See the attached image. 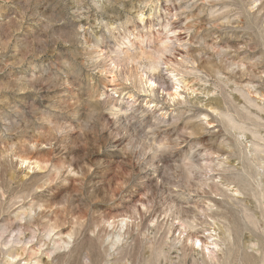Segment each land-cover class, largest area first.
<instances>
[{"label": "rangeland", "instance_id": "rangeland-1", "mask_svg": "<svg viewBox=\"0 0 264 264\" xmlns=\"http://www.w3.org/2000/svg\"><path fill=\"white\" fill-rule=\"evenodd\" d=\"M238 4L239 0H198L195 5L193 0L162 2L160 7L166 11L184 10L173 21L176 35L165 32L167 19L161 13L158 20L146 22L152 26L147 32L134 33L129 26L130 36L119 33L125 37L121 43L102 36L98 21H124L133 7L127 0L120 5L110 0L101 3L99 12L95 8L85 12L77 0H46L38 5L45 16L41 31L50 24L47 35L63 33L61 42L50 48L55 52L77 49L83 69L68 77L71 87L54 88L51 95L68 103L71 99L63 93L92 101L101 92L112 94L121 83L125 89L135 84L133 91L142 104L130 113L134 119L119 118L121 131L126 149L143 155L154 180L136 202L142 206L136 207L135 219L131 213L109 215L105 219L111 223L95 217V235L102 236L105 252L111 250L108 259L99 252L100 243L92 233L85 232L87 225L76 227L80 211L69 214L52 207L42 193L29 196L30 182L43 174L40 166L47 150L31 152V160L24 164L13 162L18 151L9 146L27 142L33 133L17 114L5 110L0 114L7 121L0 123V133L5 134L0 135V264H51L53 260L83 264L85 258L90 264L97 258L107 264H264V18H233ZM78 12L86 18L76 20ZM78 26L91 28L83 40L74 35ZM85 42L105 53L96 61L98 71L84 64ZM0 43L7 44V38ZM9 71L20 69L0 71V84L7 85ZM37 74L59 79L62 73L51 68ZM22 95L28 98L34 93ZM160 100L167 103L160 105ZM83 107L87 116L88 104ZM117 107L123 111L127 102ZM160 112L166 115L161 117ZM165 119L173 128L192 134L183 137L171 162L156 171L152 154H145L146 145L141 143L147 137L128 133L137 121L155 127ZM13 122L27 135L18 132L8 138ZM186 168L193 169L189 180L183 178ZM75 232L80 235L74 239ZM117 233L120 240L112 246ZM197 239L199 245L194 246ZM70 241L72 246L66 247Z\"/></svg>", "mask_w": 264, "mask_h": 264}, {"label": "clouds", "instance_id": "clouds-1", "mask_svg": "<svg viewBox=\"0 0 264 264\" xmlns=\"http://www.w3.org/2000/svg\"><path fill=\"white\" fill-rule=\"evenodd\" d=\"M45 2L46 0H0V41L7 38V44L0 43V71H4L5 68L20 69L9 71L8 77H5L8 80L7 85L0 84V114L5 110L17 114L25 128L33 133L28 136L27 142L18 141L9 146L11 150L18 151V154L13 156V162L30 159L31 152L37 149L47 150L46 154H42L44 163L41 164L40 171L43 174L30 182L29 196L42 193L41 198L46 199L52 207L67 210L69 214L74 210L80 211L81 216L77 217L76 227L83 228L87 225L85 232L92 233L94 239L100 243L101 255L110 259L111 250L105 252L102 236L95 235L96 229L93 227L95 217L99 216L101 223H111L105 219L109 215L131 213L135 219L138 215L136 207L142 206L136 202L146 189L152 187L154 180V172L147 171L143 155L138 157L135 152L126 149V138L121 131L123 121L119 119L120 117L134 119L130 113H136V106L142 104V101L133 91L135 84L125 89L123 83L119 88L112 89V94L105 96L101 92L92 101L73 99L68 93H63V96L71 99V103H68L60 96L51 95L54 88L71 87L68 77L77 71L83 72V69L77 59L79 55L77 49L55 52L50 48V45L61 42L60 35L63 33L47 35L50 24L42 31L39 28L45 16L38 5ZM77 2L84 6L85 12H90L93 8L99 12L101 3L109 0ZM110 2L120 5L126 0ZM127 2L132 3L133 7L127 12L124 21L113 20L106 23L98 21V26L104 29L102 36L107 34L108 39L121 43L125 37L119 33L130 36L131 33L127 32L129 26L134 33L147 32L152 26L146 25V22L158 20L161 13L167 19L165 32L173 37L176 35V32L172 31L173 21L184 15V10L174 13L160 7L162 2L171 5L173 0H127ZM197 2L198 0H193L194 5ZM204 2L206 3V0ZM241 16L248 19L264 18V0H239L233 18L239 19ZM84 18L86 17L83 12H78L75 16L76 20ZM137 25L140 27L137 28ZM84 33H91V28L78 26L74 29V35L79 40L84 39ZM99 39L97 37L98 41ZM84 47L86 49L84 64L90 70L98 71L96 61L105 58V53L87 42ZM50 55H55L57 59L51 60ZM107 59L111 62L110 57ZM6 61L9 63H5ZM51 68H56L58 73H62L59 79L37 74L41 69L51 71ZM45 85L48 86L47 90L44 88ZM29 92L34 95L23 97V93ZM125 101L127 107L122 111L117 105ZM85 103L88 104L87 116L83 107ZM166 103L167 101H159L160 105ZM149 107L155 108L156 105ZM159 115L164 117L166 114L160 112ZM0 123H7L2 119V115ZM29 125L31 127H28ZM18 132L27 135L23 128L13 122V126L7 130L10 134L8 138ZM133 134L147 137L141 140V143L146 145L145 154H152L153 168L158 171L171 162L174 150L182 146L183 137L192 133L187 129L182 132L178 127L173 128L165 119L155 127L147 125L146 121H137L128 136L131 137ZM42 138L44 142H41ZM148 140L152 142L148 143ZM0 195H3L2 191ZM79 235V232H75L73 238ZM71 246L70 241L66 247ZM51 264L57 262L53 260ZM83 264L90 262L85 258ZM91 264H107V261L97 258Z\"/></svg>", "mask_w": 264, "mask_h": 264}, {"label": "bare ground", "instance_id": "bare-ground-1", "mask_svg": "<svg viewBox=\"0 0 264 264\" xmlns=\"http://www.w3.org/2000/svg\"><path fill=\"white\" fill-rule=\"evenodd\" d=\"M163 47V46H162ZM161 47V48H162ZM164 49H165V46H164ZM163 51V50H162ZM154 62V61H153ZM151 63V62H150ZM153 65H156V66H158V64H153ZM154 67V66H153ZM149 69H150V67H149ZM148 69V70H149ZM155 69H156V67H155ZM14 153V152H13ZM18 154V152H15L14 154H13V156L14 155H17ZM36 155V154H35ZM34 155V156H35ZM31 156H32V153H31ZM41 156H35L34 158H40ZM29 160H31V159H29ZM34 160V159H33ZM39 160H41V159H39ZM27 160H23V161H19V163L21 162V164H24L25 162H26ZM30 162V161H29ZM39 162V161H38ZM40 162H42V161H40ZM39 162V163H40ZM34 164H36L37 163V160L36 161H34L33 162ZM33 164V165H34ZM190 167V166H189ZM192 168H186L184 171H183V178L184 179H186V180H189L190 178H191V175H192ZM121 230V229H120ZM119 240H120V235H119V233H117L116 235H113V238H112V240H111V245L113 246V245H116L118 242H119ZM194 246H198L199 245V243H198V239H197V241L195 240V242L194 243H192ZM193 249V248H192Z\"/></svg>", "mask_w": 264, "mask_h": 264}]
</instances>
